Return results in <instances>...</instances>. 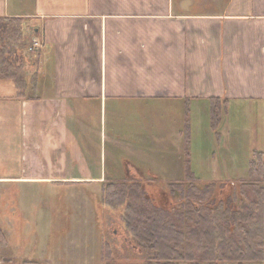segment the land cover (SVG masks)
Wrapping results in <instances>:
<instances>
[{
    "label": "crops",
    "instance_id": "0c3cea01",
    "mask_svg": "<svg viewBox=\"0 0 264 264\" xmlns=\"http://www.w3.org/2000/svg\"><path fill=\"white\" fill-rule=\"evenodd\" d=\"M0 18L21 20L24 36L31 28L32 42L42 43L27 54L32 64L24 97L0 82V181L98 180L105 158L97 146L106 139L110 104H173L200 120L201 137L205 128L208 135L210 122L204 128L202 120L210 121L211 100H220L228 113L217 129L226 137L224 164L215 150L194 156L191 120L185 156L186 118L167 135L160 122L151 138L157 158H188L197 178L192 162H209L200 174L208 179L199 180L208 187L252 181L242 184L264 191V177L256 182L250 177L261 174L249 169L254 153L264 154V0H0ZM255 112L261 117L253 125L247 119ZM241 133L253 143L244 156ZM130 143L131 152H148ZM160 169L162 176L185 174L184 167ZM235 192L219 205L207 203L209 233H198L189 248L195 264H264V220L261 230Z\"/></svg>",
    "mask_w": 264,
    "mask_h": 264
},
{
    "label": "rangeland",
    "instance_id": "374dc122",
    "mask_svg": "<svg viewBox=\"0 0 264 264\" xmlns=\"http://www.w3.org/2000/svg\"><path fill=\"white\" fill-rule=\"evenodd\" d=\"M33 38V29L26 27L22 45L27 46L24 47L26 53L24 64L27 73L32 64L27 54L30 55L31 49L34 48ZM112 106L108 105L106 115L104 114L102 132L106 139L102 143L99 141L97 146L99 148L101 145L105 158L102 161L103 175L98 180L80 184L0 181V229L6 238V241L0 244V264L4 262H10V264L145 263L148 259L147 252L132 242L121 220L122 208H110L105 205L102 182L109 179L125 180L129 184V193L137 196L134 200L137 207L149 211L161 205L159 197L164 195L167 196L172 207L180 204L178 193L171 192L170 185L180 182L184 177L178 174L162 176L160 167L166 165L167 168H182L185 162H161L157 158V145H151V138L157 136L154 132L158 130L161 121H165L167 135L169 131L176 129L180 118H182L181 123L185 118L188 121L191 120V124L197 127L196 137H193V149H196L193 151L194 156L200 157L201 153L206 156L208 152L215 150L217 153L214 157L219 164H224L226 160L224 153L227 150L226 137L224 133L222 138L217 135L222 130H217L215 133L209 130L212 129L211 118L210 121L205 117L202 120L204 128L210 122V127L207 129L208 135L206 136L205 128L202 136L198 137L200 120L193 118L189 112L183 113L181 108L173 104L133 103L129 105L127 102L113 107L114 109ZM227 114L221 113L222 117ZM260 117L261 114L255 112L247 120L255 125ZM209 132H211L210 135ZM240 135L243 143L242 156H244L248 150V143L251 145L253 143L247 142L244 133ZM236 136L239 135L236 133L234 138ZM129 141L132 146H143L148 149V152L145 154L137 150L131 152ZM203 149L204 152L201 151ZM246 161L248 160L245 158L244 163ZM206 163L209 162H192L193 167L198 165V176H201V178L196 177L198 192L207 190L202 197L206 206L208 202H211L210 206L219 205L222 199L226 198L223 196L231 195V192L236 190L238 203L249 207L251 216L258 220L260 226L262 218L264 220L262 211L264 210V191L261 193L258 188L254 190L242 184L250 185L252 181L238 183L236 187H231L229 183L214 186V188L202 185L204 181L199 182V180L208 179L203 178L206 176H203L202 164ZM255 175L250 178L254 177L253 180L257 182L261 179V175ZM214 199L216 202H213ZM230 201L235 204L234 199ZM238 203L235 205L237 206ZM191 218V222L199 221L197 216L191 215ZM254 228L257 229V227ZM205 229L207 230V226L204 225ZM260 229L262 230V225ZM262 262L264 263V250Z\"/></svg>",
    "mask_w": 264,
    "mask_h": 264
},
{
    "label": "trees",
    "instance_id": "16d2710c",
    "mask_svg": "<svg viewBox=\"0 0 264 264\" xmlns=\"http://www.w3.org/2000/svg\"><path fill=\"white\" fill-rule=\"evenodd\" d=\"M23 42L21 20L0 18V82L10 84L19 98L26 95L28 84ZM221 104L220 100H211V127L214 131L221 124ZM184 127V152L185 156H188L191 136L187 118ZM254 156L256 158L250 162L249 169L252 172L256 168L263 179L264 154L256 152ZM184 162L183 180L170 185L171 192L179 195L178 206L172 207L169 199L164 195L159 197L161 205L155 210L139 208L134 202L137 196L129 193V184L125 180L109 179L102 182L105 205L110 208H122L121 220L132 242L147 252L148 259L143 264H195L194 256L189 250L192 239H195L198 233H209L208 230H204L208 216H206L207 206L202 198L207 190L198 192V179L193 173H189L190 160L187 158ZM191 215L197 216L199 221L191 222ZM5 241V235L0 229V244Z\"/></svg>",
    "mask_w": 264,
    "mask_h": 264
},
{
    "label": "built area",
    "instance_id": "2783aa9c",
    "mask_svg": "<svg viewBox=\"0 0 264 264\" xmlns=\"http://www.w3.org/2000/svg\"><path fill=\"white\" fill-rule=\"evenodd\" d=\"M41 48H42V43L39 41H34V48L31 49V52L38 51Z\"/></svg>",
    "mask_w": 264,
    "mask_h": 264
}]
</instances>
